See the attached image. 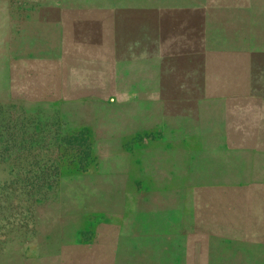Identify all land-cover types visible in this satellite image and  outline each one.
Instances as JSON below:
<instances>
[{"label": "rangeland", "instance_id": "374dc122", "mask_svg": "<svg viewBox=\"0 0 264 264\" xmlns=\"http://www.w3.org/2000/svg\"><path fill=\"white\" fill-rule=\"evenodd\" d=\"M0 264H264V0H0Z\"/></svg>", "mask_w": 264, "mask_h": 264}, {"label": "crops", "instance_id": "0c3cea01", "mask_svg": "<svg viewBox=\"0 0 264 264\" xmlns=\"http://www.w3.org/2000/svg\"><path fill=\"white\" fill-rule=\"evenodd\" d=\"M16 24V23H15ZM26 37H27V35H26Z\"/></svg>", "mask_w": 264, "mask_h": 264}]
</instances>
